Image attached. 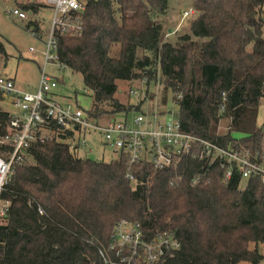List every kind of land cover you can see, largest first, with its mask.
Wrapping results in <instances>:
<instances>
[{
	"label": "trees",
	"instance_id": "16d2710c",
	"mask_svg": "<svg viewBox=\"0 0 264 264\" xmlns=\"http://www.w3.org/2000/svg\"><path fill=\"white\" fill-rule=\"evenodd\" d=\"M168 9L169 0H90L82 33L58 37L61 63L82 76L89 92L88 119L106 125L140 111L121 102L120 87L131 92L136 82H156L160 72L161 102L174 95L184 132L217 139L223 148L244 136L238 146L263 151L264 124L258 127L257 119L264 102V0H193L189 33L176 44L163 43V26L152 21ZM4 49L0 42V54ZM75 99L82 105L78 92ZM11 115L0 110V137ZM221 124L227 131L218 130ZM10 151L0 145L3 158ZM32 155L31 163L15 167L2 194L11 207L0 219V264H103L100 252L111 253L115 226L124 219L150 238L175 235L181 249L166 264L263 261L251 250L264 243L259 178L241 189L238 172L226 182V169L208 159L167 171L125 158L104 163L79 157L57 138L34 145Z\"/></svg>",
	"mask_w": 264,
	"mask_h": 264
},
{
	"label": "built area",
	"instance_id": "2783aa9c",
	"mask_svg": "<svg viewBox=\"0 0 264 264\" xmlns=\"http://www.w3.org/2000/svg\"><path fill=\"white\" fill-rule=\"evenodd\" d=\"M88 1L46 0L53 16L43 42L40 82L34 92L18 88L13 79L0 77V91L6 102L19 110L11 115L6 134L0 137V145L12 147L7 159L0 156V219L7 217L11 207V202L3 199L2 194L15 167L31 163L33 146L53 138L78 153L87 145V136H100L102 145L118 154L119 159L125 158L132 165L148 163L156 171L177 169L189 159H208L210 165L220 162L226 169V182L238 172L242 183L252 178H259L264 183V150L252 152L238 146L241 139L237 138L223 148L217 139L206 141L184 132L178 112L174 111V107H178L175 103L170 112L168 109L167 112L132 110L117 116L121 119L97 125L86 116L88 106L79 105L75 96V104L67 102V85L61 86V79L53 74V71L69 70L60 61L58 37H75L82 33L81 18ZM193 13L186 12L185 17ZM9 15L28 19L27 13L17 8ZM34 51L31 49L32 53ZM49 67H53L52 73ZM147 83V80L143 81V84ZM85 93L89 94L88 91ZM131 94L139 95L140 92L133 90ZM192 182L199 185L201 178L196 176ZM180 249L181 243L173 233L150 238L140 224L124 219L115 226L111 253L101 251L100 255L103 264H166Z\"/></svg>",
	"mask_w": 264,
	"mask_h": 264
},
{
	"label": "rangeland",
	"instance_id": "374dc122",
	"mask_svg": "<svg viewBox=\"0 0 264 264\" xmlns=\"http://www.w3.org/2000/svg\"><path fill=\"white\" fill-rule=\"evenodd\" d=\"M84 1V0H80ZM46 0H0V42L4 45V53L0 54V77L15 79L17 85L27 92H34L40 82L41 64H42V50L44 48L46 33L51 27L52 10L47 7ZM25 5L40 6L38 13L28 12L27 20H20L16 17H11L9 12L14 9H21ZM193 11V0H169V9L165 16L153 15L152 21L159 22L163 26L161 41L171 42L176 44L178 39L189 33V26L192 15L185 17L186 12ZM26 12V11H25ZM264 12V9H263ZM264 18V13H263ZM40 28L39 30H37ZM39 38H37V37ZM42 42H41V41ZM34 49V53L31 52ZM53 67H49V72L52 73ZM55 77L63 79L66 83L67 102L75 104V93L80 94V102L85 106H89L90 97L86 95V87L83 78L80 74L74 73L70 70L53 71ZM160 72H158V79L156 82H148L147 85L139 82L133 84L130 92L127 86L120 88L123 93L118 96L121 102L125 105H132L136 107L140 105L141 110L146 109L150 112L156 110H170L174 107L172 93H169V100L164 106L162 104L163 85L161 82ZM140 92L138 95H132V91ZM145 90L144 92H141ZM146 92V94H145ZM144 94L146 95L143 99ZM90 96V95H89ZM0 110L9 112L10 114H17L19 110L10 105L8 102H0ZM174 111L179 112V107L175 106ZM167 112V111H166ZM121 119V117H117ZM264 124V102L258 111L257 126L261 127ZM227 126L221 124L219 131H227ZM237 139H242L244 136L235 135ZM87 145L82 148L77 154L81 158H86L94 161L111 163L119 159L118 154L111 149L102 145L101 137L87 136L85 138ZM247 181L241 184V189L246 187ZM262 254L263 261L259 264H264V243L252 244L251 250H256ZM251 264V263H240Z\"/></svg>",
	"mask_w": 264,
	"mask_h": 264
},
{
	"label": "crops",
	"instance_id": "0c3cea01",
	"mask_svg": "<svg viewBox=\"0 0 264 264\" xmlns=\"http://www.w3.org/2000/svg\"><path fill=\"white\" fill-rule=\"evenodd\" d=\"M13 80L15 81V83H16V85H17V82H16V80H15V79H13ZM17 87H18V88H20L18 85H17ZM20 89H21V88H20ZM22 90H23V89H22Z\"/></svg>",
	"mask_w": 264,
	"mask_h": 264
},
{
	"label": "bare ground",
	"instance_id": "6f19581e",
	"mask_svg": "<svg viewBox=\"0 0 264 264\" xmlns=\"http://www.w3.org/2000/svg\"><path fill=\"white\" fill-rule=\"evenodd\" d=\"M140 107V106H139ZM187 132V131H186ZM205 161V160H204ZM183 163V162H182ZM192 164V163H191ZM150 165V164H149Z\"/></svg>",
	"mask_w": 264,
	"mask_h": 264
}]
</instances>
